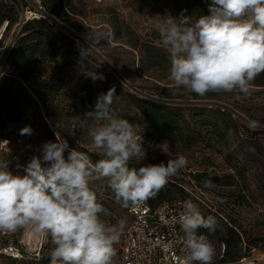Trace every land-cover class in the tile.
Here are the masks:
<instances>
[{
    "label": "clouds",
    "instance_id": "9594fccd",
    "mask_svg": "<svg viewBox=\"0 0 264 264\" xmlns=\"http://www.w3.org/2000/svg\"><path fill=\"white\" fill-rule=\"evenodd\" d=\"M156 30L170 59L173 92L200 96L238 92L247 97L257 76L264 73V0H211L208 15L195 19L165 15ZM112 39L111 32L87 37L81 59L101 41ZM89 75L94 81L104 79L102 74ZM118 100L112 87L100 93L94 107L83 115L81 126L87 128L91 147L102 157L95 162L84 151L69 150L58 132L56 141L39 146L40 155L32 156L26 166L17 164L23 174L13 173L8 160H0V232L27 228L38 237H49L50 264H114L115 245L126 221L104 222L101 214L106 209L98 202V187L110 188L123 207H140L188 166L183 155L166 163L130 166L134 158H145L146 149L139 126L114 110ZM19 132L31 136L33 129L27 125ZM201 183L213 187L211 180ZM178 224L184 234V264H213L215 245L198 230L214 232L216 218H205L197 204L186 200Z\"/></svg>",
    "mask_w": 264,
    "mask_h": 264
},
{
    "label": "rangeland",
    "instance_id": "374dc122",
    "mask_svg": "<svg viewBox=\"0 0 264 264\" xmlns=\"http://www.w3.org/2000/svg\"><path fill=\"white\" fill-rule=\"evenodd\" d=\"M18 1L19 12L17 8L14 10L17 14L19 13L18 22H20L23 16L36 10L39 0ZM177 1L179 0H69L68 7L78 13L72 16L71 22H65L70 29L86 41L87 37L91 39L101 32L113 33V39L111 42L101 41L99 45L89 49L83 59L80 57L81 47L78 45L76 50L79 55L75 60L68 61L65 57H61L53 68H47L35 77L33 83L41 87L44 79L51 77L54 71L59 70L55 75L56 79L54 76L51 78L53 88L50 95L45 96L46 103L57 120L56 125L66 131L76 130L81 136L82 145L94 150L91 147L87 128L82 127L81 123L84 113L94 107L98 95L102 93V85H110L111 79L118 89L117 114L134 115L138 112L129 104L125 93L133 92L144 97L141 92L129 86L117 72L131 85L155 97H160L165 87L173 86L168 79L170 62L161 68L151 66L149 72L142 71V64L149 67L150 62L146 53L151 46L166 50L159 39L156 25L165 15L170 14L177 18L183 15L177 12ZM0 3L10 7L12 0H0ZM188 16L195 19L199 17V14L192 11ZM17 23L7 29L2 40L0 74L9 72V68L3 69L1 57L15 38L14 29ZM77 40L88 47V44ZM132 43L141 45V50L135 49ZM92 73L102 74L104 79L94 81L89 75ZM88 86L92 87V97L87 95ZM184 100L207 101L208 103L196 102L191 105L218 107L222 112H224L223 108H227L225 111L231 113L238 121V129L220 138L214 133L213 125L202 127L198 123L195 128L197 131H203V137L194 147L182 149L179 144H172L155 133L144 121L137 125L140 133L143 134L146 155L145 158L141 156L133 160L150 158L166 160L175 159L177 155L185 156L189 162L188 166L176 175L186 188L187 195L184 200H192L201 211L217 212L224 222L237 226L242 235L238 259L227 258L219 264H243L240 262V257L244 255L251 259H260L264 264V133H257L264 132L260 128L264 127V86H253L252 94L247 97L238 92H219L212 99L199 100L186 95ZM231 110L241 113L254 124ZM198 112L201 114L189 117L192 123L202 120L211 123L219 122L220 129L226 130L213 111H193L194 114ZM91 123L90 121L89 124ZM24 126H27L24 122L12 126L8 139L0 140V160H8L9 170L13 173L23 174V169H17V164L23 165L24 158L31 151L40 155L39 146L48 141L45 122H36V125L32 127L31 136L20 135L19 130ZM163 150L169 155L167 156ZM195 172H206L211 178L218 177L219 180L212 181L213 187L205 188L201 183L204 180L199 181L193 176ZM100 199L106 201V204H103L106 213L101 214L104 222L107 225H113L123 219L126 221V230L131 222L129 208L105 196H100ZM3 238L9 240L10 244L3 247L0 253H8L19 257L18 259H21L22 253L13 244L15 240L27 256L39 257L43 245H49L52 248L49 237H38L27 228L19 229L15 233L0 232V241ZM122 243L123 235L119 243L115 245L117 255L114 258V264H122ZM4 261L20 264L7 259Z\"/></svg>",
    "mask_w": 264,
    "mask_h": 264
},
{
    "label": "trees",
    "instance_id": "16d2710c",
    "mask_svg": "<svg viewBox=\"0 0 264 264\" xmlns=\"http://www.w3.org/2000/svg\"><path fill=\"white\" fill-rule=\"evenodd\" d=\"M68 2L69 0H42L46 16L31 17L25 21L4 62L3 69L7 70L9 68V72H4L0 80V140L8 139L7 136L11 132H9L10 128L21 122L27 125L31 123V127L35 126L36 122H45L46 138L48 141L51 140L55 142V133L58 132L61 138L67 140L69 150L77 148L79 151H84L89 154L95 162L102 157L99 156L95 150H91L82 145L81 136L76 130L66 131L59 125H56L57 120L54 118V114L46 103L47 99H45V96L50 95L51 88H53L51 84L53 80L51 78L52 76L55 77L59 70L54 71L51 77L44 79L41 82V87L33 83L35 77L41 74L45 69L53 68L60 61L61 57H65L68 61L75 60L79 55L76 46H83L77 40L79 38L75 34L62 28L59 23H69L72 20V16L78 14L68 7ZM210 3L211 0H179L176 2L177 12H181L185 16L191 15L192 11H196L199 16L208 15ZM19 5L18 0H12V5H10V7H8L7 4L0 3V26L5 20H8V29L19 21V13L17 14L14 10L17 8L19 12ZM53 17H56V19ZM3 39L0 41V47L3 44ZM132 46L135 49L141 50V45L137 43H132ZM146 54L149 58L150 65L149 67H145V65L142 64L143 72H149L151 66L161 68L162 66H167L170 62L167 51L162 48L151 46ZM109 81L110 85H102V92L106 93L110 88L115 87L112 80L110 79ZM253 86H264V73L257 76L253 82ZM172 88L173 86L165 87V91L162 92L158 98L184 100L186 95H188L190 98L204 100L212 99L217 95L215 92H210L203 96L185 91L173 92ZM115 89L119 97V91L116 87ZM92 94V87L88 86L87 95L92 97ZM125 98L138 112L134 115H122V113H118L119 117L128 120L134 125L142 124L146 121L151 130L170 141L172 144H179L182 149L194 147L201 140V137H203V131H197L195 128V125L198 123H200L202 127L213 125L215 127L214 133L220 138H224L227 133H233L238 129V121L233 118L232 114L226 111L222 112L218 107H199L193 106L191 103H167L152 98L142 97L133 92L125 93ZM116 106L117 102L113 104L115 111L117 110ZM194 110L213 111L218 115L221 122L226 127V130L223 131L220 129L219 122L211 123L207 120H202L192 123L189 117L201 114L200 112L194 114ZM43 111L45 112L44 115ZM257 133L264 132L258 131ZM33 152L34 151H31L29 155L24 158L23 166L27 165L32 156L39 155ZM65 155H67V152ZM167 160L168 159L159 160L153 158L132 160L130 166L138 168L148 163H160L161 161L166 163ZM193 176L199 181L216 180L217 182V180H219L218 177L211 178L206 172H195ZM179 180L181 179H178L176 176L170 178L166 186L159 191L157 196L149 199L147 203L156 206L164 202L174 201L178 198L184 200V197L187 195L186 188ZM101 185H103V182H101ZM100 196L116 200L111 189L106 185L99 186L97 189L98 202L102 205L106 204V201L100 199ZM128 208H130V206ZM201 213L205 218L209 215L216 218L217 226L214 232L209 233V231L204 228L198 231L207 235L216 249H221L222 245L225 244V255L222 261L227 258H232L234 260L238 259L242 243V235L238 227L231 223L228 224L224 222L217 212L208 210L206 212L201 211ZM9 244V240L4 238L1 239L0 250ZM13 244L18 247L22 253L21 259L11 254L1 252L0 264H10L4 261V259L13 261V263L20 262V264H50L49 252L51 248L49 245H43L40 256L38 257L35 255L27 256L26 252L20 248L17 240L13 241ZM244 257L247 256L244 255L240 257V262Z\"/></svg>",
    "mask_w": 264,
    "mask_h": 264
},
{
    "label": "built area",
    "instance_id": "2783aa9c",
    "mask_svg": "<svg viewBox=\"0 0 264 264\" xmlns=\"http://www.w3.org/2000/svg\"><path fill=\"white\" fill-rule=\"evenodd\" d=\"M30 13H32L30 16H25L26 20L29 17L45 16L46 11L42 1H37L36 10ZM24 23L20 21L16 24L15 38L12 39L8 50L4 51V56L1 57L3 65ZM3 24L5 28L0 35V41L7 32L9 21L5 20ZM3 75L4 72H1L0 80ZM183 203L184 200L178 198L156 206L147 202L140 207L130 206L131 222L123 234L121 246L122 264H184V234L178 224V217L183 211ZM225 248V244L221 249L215 248L213 264H219L222 261ZM241 262L243 264H263L260 259L249 257L242 258Z\"/></svg>",
    "mask_w": 264,
    "mask_h": 264
},
{
    "label": "water",
    "instance_id": "95a60500",
    "mask_svg": "<svg viewBox=\"0 0 264 264\" xmlns=\"http://www.w3.org/2000/svg\"><path fill=\"white\" fill-rule=\"evenodd\" d=\"M54 19H56V17H53ZM26 20V17L23 16L21 18V22L24 23ZM61 27L66 29L67 31H71L73 34H75L80 40H82L84 43L88 44V42L83 38L81 37L80 35H78L76 32H74L72 29H70L66 23L64 22H59ZM118 75H120V77H122V79L129 85L131 86L132 88L138 90L139 92H141L144 97H147V98H152V99H156V100H160V101H163V102H167V103H182V104H189V103H196V102H199V103H208L207 101H197V100H182V99H166V98H158V97H155V96H152V95H149V94H146L145 92H143L142 90L138 89L137 87L131 85L119 72H117ZM234 111V110H232ZM235 114L239 115L240 117H242L244 120L248 121V122H251L248 118L244 117L241 113L237 112V111H234ZM253 123V122H251ZM254 124V123H253ZM260 127V126H259ZM264 130V127H260Z\"/></svg>",
    "mask_w": 264,
    "mask_h": 264
},
{
    "label": "bare ground",
    "instance_id": "6f19581e",
    "mask_svg": "<svg viewBox=\"0 0 264 264\" xmlns=\"http://www.w3.org/2000/svg\"><path fill=\"white\" fill-rule=\"evenodd\" d=\"M31 14H32V13L27 14V15L30 16ZM4 28H5V26H4V24H2L1 27H0V35L2 34Z\"/></svg>",
    "mask_w": 264,
    "mask_h": 264
}]
</instances>
